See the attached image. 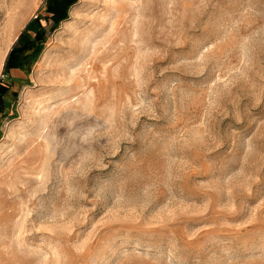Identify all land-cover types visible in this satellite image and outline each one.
Segmentation results:
<instances>
[{
  "label": "rangeland",
  "instance_id": "obj_1",
  "mask_svg": "<svg viewBox=\"0 0 264 264\" xmlns=\"http://www.w3.org/2000/svg\"><path fill=\"white\" fill-rule=\"evenodd\" d=\"M6 79L0 264H264V0H79Z\"/></svg>",
  "mask_w": 264,
  "mask_h": 264
},
{
  "label": "trees",
  "instance_id": "obj_2",
  "mask_svg": "<svg viewBox=\"0 0 264 264\" xmlns=\"http://www.w3.org/2000/svg\"><path fill=\"white\" fill-rule=\"evenodd\" d=\"M79 0H46L45 16L39 15L26 26L17 43L10 51L3 72V79H0V114L5 112L7 103L6 97L11 91V83L6 81L13 70H18L30 75L32 67L38 62L46 44L49 40V33L59 28L62 22L69 19L71 8ZM42 21H54L55 25L48 32ZM17 98L18 94H14Z\"/></svg>",
  "mask_w": 264,
  "mask_h": 264
},
{
  "label": "bare ground",
  "instance_id": "obj_3",
  "mask_svg": "<svg viewBox=\"0 0 264 264\" xmlns=\"http://www.w3.org/2000/svg\"><path fill=\"white\" fill-rule=\"evenodd\" d=\"M20 1H21V0H20ZM24 1H25V2H24ZM27 1H28V0H22L20 3L22 4V3L24 2V3L26 4ZM72 13H73V12H72ZM23 20H24V19H23ZM23 20H21V21L18 22L19 25H18V27L16 28V30L20 27V25L22 24V21H23ZM6 56H7V54H6ZM4 59H5V58H4ZM0 69L2 70V61L0 62ZM1 70H0V71H1Z\"/></svg>",
  "mask_w": 264,
  "mask_h": 264
},
{
  "label": "crops",
  "instance_id": "obj_4",
  "mask_svg": "<svg viewBox=\"0 0 264 264\" xmlns=\"http://www.w3.org/2000/svg\"><path fill=\"white\" fill-rule=\"evenodd\" d=\"M13 72H19V73H22V72H20V71H18V70H13L12 73H13Z\"/></svg>",
  "mask_w": 264,
  "mask_h": 264
}]
</instances>
